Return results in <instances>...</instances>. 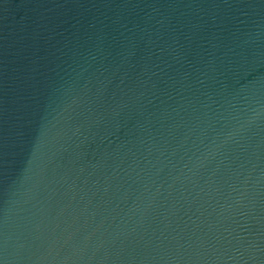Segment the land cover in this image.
<instances>
[{"label": "water", "instance_id": "water-1", "mask_svg": "<svg viewBox=\"0 0 264 264\" xmlns=\"http://www.w3.org/2000/svg\"><path fill=\"white\" fill-rule=\"evenodd\" d=\"M0 264H264V0H0Z\"/></svg>", "mask_w": 264, "mask_h": 264}]
</instances>
